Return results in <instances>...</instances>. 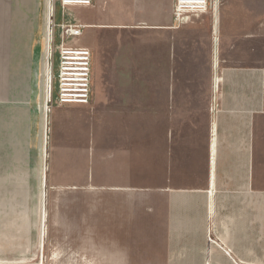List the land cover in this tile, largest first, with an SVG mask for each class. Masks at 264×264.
I'll return each instance as SVG.
<instances>
[{"label":"crops","instance_id":"crops-1","mask_svg":"<svg viewBox=\"0 0 264 264\" xmlns=\"http://www.w3.org/2000/svg\"><path fill=\"white\" fill-rule=\"evenodd\" d=\"M174 3L70 9L92 97L52 115L35 264H264V0H221L181 25ZM0 8L28 18L25 1ZM5 31L0 90L19 98V32ZM32 125L11 147L4 136L0 186L39 198Z\"/></svg>","mask_w":264,"mask_h":264},{"label":"rangeland","instance_id":"rangeland-1","mask_svg":"<svg viewBox=\"0 0 264 264\" xmlns=\"http://www.w3.org/2000/svg\"><path fill=\"white\" fill-rule=\"evenodd\" d=\"M28 2L26 3L28 18H21V20L16 18V25L13 19L19 17L20 12L12 11L10 18H5L4 9L0 8V32L11 27H14V32H19L15 44L20 45L15 53L20 60V71L26 80L22 83L23 88L19 89L21 93L19 98L7 96V90H0V149L4 150L6 147L5 135L8 136V145H6L11 147V136L16 132H25L29 122H32L34 131H42L44 138V133L46 134L44 116L46 113L48 131L45 151H43L44 139L42 142V162L45 160L42 179L43 173H45L47 182L50 169L49 145L53 129L52 115L57 108H66V106H59L56 103V96L61 25L68 23V16L60 0H29ZM3 19H6L5 22ZM49 23L52 29L53 24L55 25L54 43L52 44L54 54L53 60L50 59V67L47 65V60H49V56H47L49 36L47 27ZM6 33L11 34L12 32L7 31ZM52 62L54 63L53 67ZM51 96L53 102L47 104ZM45 155L46 157H44ZM45 187L41 190V196L38 198L31 194V190L20 193L17 186H0V264L36 263L32 243L38 234L33 230L42 229L41 237L45 230Z\"/></svg>","mask_w":264,"mask_h":264},{"label":"built area","instance_id":"built-area-1","mask_svg":"<svg viewBox=\"0 0 264 264\" xmlns=\"http://www.w3.org/2000/svg\"><path fill=\"white\" fill-rule=\"evenodd\" d=\"M221 0H175L174 18L181 25L189 22L193 17L207 12L211 5L217 6ZM67 16L74 6H90L93 0H60ZM65 13V14H66ZM54 28L49 23L47 41V65L50 67V59L53 60ZM62 34L58 46L57 58V96L56 103L59 106L68 104H89L92 97V52L88 47L79 46L78 39L84 29V25L68 22L62 24ZM49 63V64H48ZM53 63V62H52ZM54 66V63L52 67ZM51 70H53L51 68ZM52 84V83H51ZM52 88V85H51ZM53 102V98L48 100Z\"/></svg>","mask_w":264,"mask_h":264},{"label":"bare ground","instance_id":"bare-ground-1","mask_svg":"<svg viewBox=\"0 0 264 264\" xmlns=\"http://www.w3.org/2000/svg\"><path fill=\"white\" fill-rule=\"evenodd\" d=\"M19 1H25L26 3H29L28 1L29 0H19ZM49 70V69H48ZM50 73V72H49ZM49 78H50V76H49ZM47 120V121H46ZM44 128H45V132H46V134L44 133V147H43V151H45V149H46V141H47V131H48V117H47V114L45 113V116H44ZM44 157H46V155L44 156ZM45 164V160H44V162H43V165ZM42 175V174H41ZM45 179H46V175H45V173H43V179H42V187L44 188L45 186H46V181H45ZM44 220H45V225H46V215H45V218H44ZM39 264H42V263H39Z\"/></svg>","mask_w":264,"mask_h":264}]
</instances>
